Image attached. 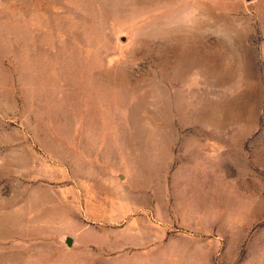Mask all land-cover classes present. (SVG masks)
I'll list each match as a JSON object with an SVG mask.
<instances>
[{"label": "rangeland", "instance_id": "rangeland-1", "mask_svg": "<svg viewBox=\"0 0 264 264\" xmlns=\"http://www.w3.org/2000/svg\"><path fill=\"white\" fill-rule=\"evenodd\" d=\"M0 264H264V0H0Z\"/></svg>", "mask_w": 264, "mask_h": 264}]
</instances>
